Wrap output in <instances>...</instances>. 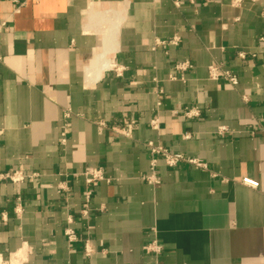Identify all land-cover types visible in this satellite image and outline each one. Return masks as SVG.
<instances>
[{
	"label": "crops",
	"instance_id": "crops-1",
	"mask_svg": "<svg viewBox=\"0 0 264 264\" xmlns=\"http://www.w3.org/2000/svg\"><path fill=\"white\" fill-rule=\"evenodd\" d=\"M0 25V175L38 174L0 180V264H264V0H0ZM149 141L205 166L150 184Z\"/></svg>",
	"mask_w": 264,
	"mask_h": 264
},
{
	"label": "built area",
	"instance_id": "built-area-1",
	"mask_svg": "<svg viewBox=\"0 0 264 264\" xmlns=\"http://www.w3.org/2000/svg\"><path fill=\"white\" fill-rule=\"evenodd\" d=\"M254 1H259V0H254ZM6 28H7L6 25H0V33H2ZM258 41L260 44V48L264 47V34H262L259 37ZM178 42H179L178 37H175L171 41V43H173V44H177ZM240 56L243 58H246L247 55H246V53L241 52ZM190 67H191V64L189 62H184V63L178 64L176 66V69L178 72H180V71L182 72V71L187 70ZM208 73H209V78L212 80L224 81V82H227L233 86H237L239 84L238 76H236L232 72L224 69L220 64L210 65L208 68ZM179 75L173 74L170 77H171V79H177L179 77ZM181 78L183 79V76H181ZM160 103L161 102H159V104ZM184 115L192 116L195 114L192 111H187V112H185ZM196 115H198V114L196 113ZM70 117H71V111L69 110L66 112L65 118L68 119ZM155 122H154V125H155ZM134 123H135V121H131L130 124L132 125ZM99 126H100V128H103L105 126V123L100 122ZM67 129H68V123H65L64 129L62 132V142L63 143L66 142ZM224 129L225 128H222V130H224ZM123 134L128 136V137H130V135H131V133L129 131H123ZM147 147L149 148V151L152 155V158H151V174L145 175L143 178H145V180L148 183L153 184V185H158L161 182V180L158 176V173H157V164H158V159L160 157H162L165 160L166 164L170 167L177 166L181 161H188V162L193 163L199 167L205 166V164L198 159H189L181 153H173V152L169 151L168 149H166L165 147L154 143L153 141H149L147 143ZM82 175L85 178V184H86L85 202L83 205L82 212H83L84 216H87L89 211H90V202H91V197L93 195L94 187L99 185L100 182H102V181L110 182L112 179L107 176L106 171L103 167H94V168L87 169L86 171H84L82 173ZM37 176H38V174H35V173L32 175H29V174L24 173L23 171L17 170V171H11L8 173L1 174L0 180H10L14 183H22V182H25L29 179L37 178ZM245 182L248 184L256 185V183L254 184V182H251L248 179H245ZM65 234H66L68 241L70 243H75L78 241V235L76 234L75 230L72 229L71 227L66 229ZM145 249L149 252H154L157 254L162 252V246L159 245L155 241L147 244L145 246Z\"/></svg>",
	"mask_w": 264,
	"mask_h": 264
},
{
	"label": "bare ground",
	"instance_id": "bare-ground-1",
	"mask_svg": "<svg viewBox=\"0 0 264 264\" xmlns=\"http://www.w3.org/2000/svg\"><path fill=\"white\" fill-rule=\"evenodd\" d=\"M106 16H107V15H106ZM106 16H105V17H106ZM114 17H115V14H114ZM120 17H121V16L118 17V15H117V17H116L115 20H117V18H120ZM103 18H104V17H103ZM106 18H107V17H106ZM107 20H108V19H107ZM110 20H111V18H110ZM113 21H114V20H113ZM113 21H112V22H113ZM118 21L120 22V19H119ZM118 21H116L115 24H117ZM112 22H111V23H112ZM119 22H118V24H119ZM115 24L113 23V25H115ZM101 26H102V25H101ZM113 40H114V39H113ZM111 42H112V40H111ZM111 42H110V43H111ZM114 43H115V40H114ZM109 45H110V44H109ZM113 45H115V44L112 43V47H111V48H114ZM115 46H116V45H115ZM106 47L108 48V45H107ZM109 47H110V46H109ZM111 53H112V52H111ZM97 55H98V54H97ZM97 55H96V56H97ZM105 55H106V53H105ZM107 55H108V54H107ZM101 59H103V58H102V55L99 56V57H97V58L94 60V62L92 63V65L89 67V71H90V70L93 71L94 69H96V67H99L100 64H101V66H102L103 69L106 68V67H109V66H110V63H109L110 61H109V62L104 61V63H103L102 61H103L104 59H103V60H101ZM101 62H102V63H101ZM99 68L101 69V67H99ZM99 72H100V70L98 71V73H99ZM92 76H93V75H92ZM93 77H95V76H93ZM89 78H90V77H88V79H89Z\"/></svg>",
	"mask_w": 264,
	"mask_h": 264
}]
</instances>
